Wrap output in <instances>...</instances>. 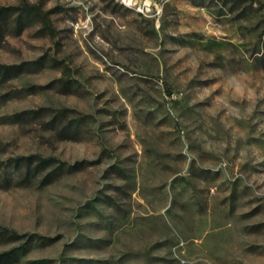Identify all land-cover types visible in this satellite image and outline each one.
Returning <instances> with one entry per match:
<instances>
[{"label": "rangeland", "instance_id": "374dc122", "mask_svg": "<svg viewBox=\"0 0 264 264\" xmlns=\"http://www.w3.org/2000/svg\"><path fill=\"white\" fill-rule=\"evenodd\" d=\"M146 1L0 0V264H264V0Z\"/></svg>", "mask_w": 264, "mask_h": 264}, {"label": "trees", "instance_id": "16d2710c", "mask_svg": "<svg viewBox=\"0 0 264 264\" xmlns=\"http://www.w3.org/2000/svg\"><path fill=\"white\" fill-rule=\"evenodd\" d=\"M15 11H17V8L15 7H2L0 8V16L2 14L3 15H9L11 13L15 14ZM17 19H20V17ZM24 71H25V64H20V65L1 64L0 65V74L4 77V79H11L23 73Z\"/></svg>", "mask_w": 264, "mask_h": 264}, {"label": "bare ground", "instance_id": "6f19581e", "mask_svg": "<svg viewBox=\"0 0 264 264\" xmlns=\"http://www.w3.org/2000/svg\"><path fill=\"white\" fill-rule=\"evenodd\" d=\"M146 4H149V0L146 1Z\"/></svg>", "mask_w": 264, "mask_h": 264}]
</instances>
